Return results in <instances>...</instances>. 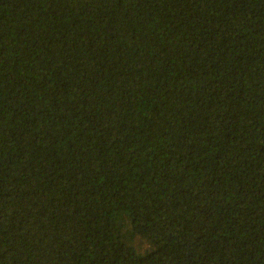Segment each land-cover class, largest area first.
Segmentation results:
<instances>
[{"label":"trees","instance_id":"16d2710c","mask_svg":"<svg viewBox=\"0 0 264 264\" xmlns=\"http://www.w3.org/2000/svg\"><path fill=\"white\" fill-rule=\"evenodd\" d=\"M0 264H264V0H0Z\"/></svg>","mask_w":264,"mask_h":264},{"label":"rangeland","instance_id":"374dc122","mask_svg":"<svg viewBox=\"0 0 264 264\" xmlns=\"http://www.w3.org/2000/svg\"><path fill=\"white\" fill-rule=\"evenodd\" d=\"M137 247L140 249V251L148 249V245L145 242H142L139 238H137Z\"/></svg>","mask_w":264,"mask_h":264}]
</instances>
